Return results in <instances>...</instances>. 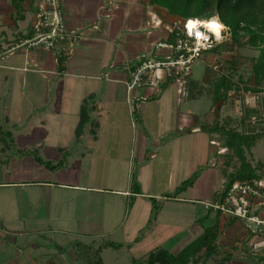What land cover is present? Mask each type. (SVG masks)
Here are the masks:
<instances>
[{"label": "crops", "instance_id": "1", "mask_svg": "<svg viewBox=\"0 0 264 264\" xmlns=\"http://www.w3.org/2000/svg\"><path fill=\"white\" fill-rule=\"evenodd\" d=\"M150 1L64 0L73 45L60 74L54 50L23 44L42 0H0V97L10 94L6 125L0 110V129L5 125L10 135V141L0 135V264H84L80 244L97 246L99 238L124 243L117 250H127L126 264H140L155 248L180 252L215 225L218 254L207 264H264V249H253L243 222L206 207L218 187L199 177L168 197L180 185L173 184L174 167H190L183 163L188 155L213 153L215 139L198 131L196 116L165 114L169 103L160 98L168 85L160 92L137 90L130 104L123 82L128 65L140 54L163 56L156 45L177 20ZM66 74L89 79L91 86L59 81ZM84 105L90 121L77 138ZM34 152L53 163L67 158L62 168L50 170L35 161ZM16 153L35 163L8 160ZM95 167L117 170L120 177L112 172L93 181ZM93 205H100L99 212L93 214ZM95 221L100 231L93 232ZM103 254L104 248L107 264Z\"/></svg>", "mask_w": 264, "mask_h": 264}, {"label": "trees", "instance_id": "2", "mask_svg": "<svg viewBox=\"0 0 264 264\" xmlns=\"http://www.w3.org/2000/svg\"><path fill=\"white\" fill-rule=\"evenodd\" d=\"M151 4L157 5L164 8L168 14L176 17L177 19L187 20L189 18H198L203 20H209L212 16H218L219 20L225 26L223 32V38L220 42H215L213 47L208 49L206 52H218L221 49L227 51L236 50L238 47L249 45L259 50V55L252 58L251 73L247 79H243L240 75L238 81L251 83L254 81V86L246 87V90L253 93L264 92V88L260 85L264 80V0H151ZM181 30L174 28L168 35L167 41L174 43L176 38L179 36ZM33 36V32H32ZM30 36V37H32ZM1 52V51H0ZM218 55V54H217ZM59 58V73L62 74L65 69V62L67 57L58 55ZM226 61L230 64L235 63L232 57L226 56ZM232 71L222 73L217 77L213 86L210 87L209 93L213 94V103L217 106L213 114L215 117L210 124L202 126L203 130L207 132L214 140V136L219 135L224 137L223 145L231 149L241 160L239 168L235 172H230L227 176V181L224 183V190L228 189L231 184L235 181L253 180L260 177L257 172L262 164L253 166L244 156L243 147L246 145L250 148L251 143L261 135L264 134V122L251 121L250 115L258 113L255 105L246 104L245 113L246 115L241 118V125L243 130L237 128V124L234 125L235 118L226 117L223 121L219 119V110L226 103H229L230 92L238 91L240 85L238 81H235L234 77L238 69L234 66L231 67ZM190 79L187 86L188 98H195L204 94L208 89L207 86H203L197 90H193ZM252 93V95H253ZM258 99V96H257ZM259 105V101L257 100ZM264 106V95L262 96ZM261 104V102H260ZM251 118V117H250ZM90 121V109L88 105L82 106V112L80 115L79 122L76 126L77 138L82 137L85 132V127ZM5 134L10 137L9 133ZM3 135H1L2 137ZM3 139V138H2ZM63 151V150H62ZM36 162L44 165L50 170H56L62 168L65 164V159L53 163L50 160H45L37 152L33 153ZM200 176V171H195L190 177L183 180L182 183L174 190L169 193L168 197H175L177 194L187 190L193 186ZM135 186L139 190V185L135 182ZM218 194L216 191L215 197ZM153 213L158 210L155 200ZM236 221V219H232ZM248 230V229H247ZM249 231V230H248ZM143 235V231L136 237L135 241H139ZM218 226H212L206 228L202 235L197 239L188 244L178 253H172L163 248H155L151 250L145 257L143 263L145 264H207L209 259L216 261L215 256L218 254ZM125 244L122 242H116L112 240H106L97 246L94 244H80L81 252L80 256L84 260V264H104L101 252L103 248L112 247L120 249ZM215 264H223L215 262Z\"/></svg>", "mask_w": 264, "mask_h": 264}, {"label": "rangeland", "instance_id": "3", "mask_svg": "<svg viewBox=\"0 0 264 264\" xmlns=\"http://www.w3.org/2000/svg\"><path fill=\"white\" fill-rule=\"evenodd\" d=\"M258 55H259V50L249 45L238 47L236 50L233 51H227L226 49L223 48L219 51V53L218 52L203 53V55L200 58L196 59L192 64L191 81L193 83L191 87L193 90H197L199 88L203 89L202 88L203 86H207L208 89L206 91L204 89V94H202L201 96L195 98L194 97L188 98L185 95H181L179 88L175 83L169 84L168 88L166 89V92L164 93L165 96L162 95V97L160 98V100L165 99L169 103V104H165L164 106L165 114L171 117L175 114V112L177 115L179 114H182L184 116L194 115L198 118L199 121L197 122L198 131H202L203 130L202 126L204 125V123L210 124L213 121L214 117L216 116L215 113L213 114V111L217 106H215L213 103V94L209 93L210 87L213 86L214 80L217 77H219L222 73L226 74L227 72H231L232 66L238 69L234 77L235 81H238L240 75L243 76L244 80L247 79L248 75L251 73L252 58L253 57L256 58ZM149 56L153 57V55H149ZM226 56L232 57L235 63L230 64V62L226 61L225 58ZM215 65H217V68L214 67ZM59 81H64L66 83L82 82L81 85L84 87L86 86V88H88V86L89 87L91 86L90 84L91 80L89 79L86 80L83 77H70V75L67 74L61 77ZM18 83H20V81ZM98 83H100L101 87H104L107 84L103 79ZM238 83L240 85V89L238 91L235 90L230 92L229 98L231 99L228 100L229 103H226L224 106H222L218 112H219L220 121H223L226 117L235 118L234 125L237 124V128L239 130H243L244 128L241 125V118L246 115L245 113L246 105L244 104L243 100L247 94L253 93V92H249V90H246V87L248 88L254 86V81L251 83H246V85H244V83L240 81H238ZM260 87L264 88V80L261 83ZM97 94L100 93L97 92ZM253 95H256V97L258 96L257 100L260 101H259V105L258 102L254 104L256 106L255 108L258 109L257 110L258 113L251 114L250 115L251 118L249 117V119L251 121L264 122V106L262 105L263 104L262 96L264 95V92L253 93ZM9 98H10V94H8L6 99L3 97V95L0 97V110H1V117L3 120L2 122L3 124L6 123L4 121V116H5L4 106L6 101L9 100ZM153 105L154 106L157 105V102H154ZM5 125H3L2 130L0 129V135H3L2 136L3 141H7V140L10 141V139H8V136L4 133L5 131H8L7 130L8 128L6 129ZM214 139L215 141L213 142L214 143L213 153L206 152L205 154L204 152H199L195 156L188 155L187 157H183L184 158L183 163L184 164L188 163L190 167H174L175 176L173 179V184L176 183L181 184L183 180L190 177L195 171H200L199 177L202 183L204 184L206 183V185L208 184L215 185L216 187H218L219 190L223 188L225 181H227L228 174L230 172L232 173L235 172L239 168L241 164V160L231 149H228L223 145L224 137L216 135L214 136ZM84 142L87 143V141ZM243 150L246 160L249 161L253 166H257L259 163L263 165L262 167H260V169L257 172L260 174V176H264V134L261 135L259 138L255 139L253 143H251L250 148L245 145L243 147ZM80 151L82 152L84 151V149L81 148L78 152ZM8 160H11L13 163L24 162V161L29 163H35L32 156L22 157L18 153L13 154L12 157L8 158ZM202 161H204L205 165L200 166ZM78 168L79 167H76V169ZM162 168L160 169L159 167H157V173H159L160 170L162 171L163 170ZM112 172L116 173L115 174L116 177L114 178L119 179L118 177H120L121 172L119 173V171L117 170L113 171L112 169L101 171V167H95L94 169H90L91 176L89 175V178L93 181L98 182L101 180V178H105V179L109 178V176L113 175ZM196 193L200 194L199 192ZM97 199H99V197ZM160 201L157 203L159 208L161 209L162 207L165 206V204L163 203L165 199L162 198ZM92 208H93L92 212H94L93 214H95L99 212L100 205L98 206L93 205ZM153 221H154V216L152 218V222ZM98 223L99 222L97 221L94 222L93 232H97L98 230L99 231L101 230L100 225L96 226V224ZM95 227L97 228L95 229ZM257 239L259 240L257 241L258 242L257 244L263 243L260 237ZM105 240L107 239H104V241ZM104 241L103 239L99 238L97 244H100ZM88 244L93 245V243L89 241ZM126 251L127 250L125 249L117 250L112 247H107L104 248L103 255L107 264H126L129 262L125 254ZM142 262L143 261H141L140 264H145Z\"/></svg>", "mask_w": 264, "mask_h": 264}, {"label": "built area", "instance_id": "4", "mask_svg": "<svg viewBox=\"0 0 264 264\" xmlns=\"http://www.w3.org/2000/svg\"><path fill=\"white\" fill-rule=\"evenodd\" d=\"M42 2L43 5L32 27L33 36L24 40L23 44L52 49L56 54L67 57L72 49L73 40L64 19L62 8L64 0ZM187 20L177 19L169 26L170 32L174 28L181 30L174 43L167 40L157 43L156 48L165 51L163 56L150 57L140 54L128 65V76L123 82L132 106L136 100L135 92L144 88L160 92L165 86L175 83L181 95H186L193 62L212 48L215 42L221 41H216L214 35L203 28L205 23L203 19H198L201 24L197 30L201 32L202 37L208 35L209 40L201 38L197 41L195 32L191 35L188 32ZM224 30L225 27L221 31L222 38ZM214 67L217 68V65ZM256 99V95L247 94L243 102L245 105H254ZM135 111L136 109L132 108L133 115ZM206 207L243 222L253 236L251 245L253 249H264V176L253 180L235 181L228 189L218 190L216 197L208 202ZM259 237L263 243L257 244Z\"/></svg>", "mask_w": 264, "mask_h": 264}, {"label": "clouds", "instance_id": "5", "mask_svg": "<svg viewBox=\"0 0 264 264\" xmlns=\"http://www.w3.org/2000/svg\"><path fill=\"white\" fill-rule=\"evenodd\" d=\"M201 22L196 18H189L187 20V29L189 34L191 35L192 32H195V38L199 41L201 38L203 40L208 41L209 36L203 35L200 31H198V27L200 26ZM223 23L219 20L218 16H212L209 20L203 23V28H205L208 32L212 33L215 37L216 41L222 40L221 31L224 29Z\"/></svg>", "mask_w": 264, "mask_h": 264}, {"label": "bare ground", "instance_id": "6", "mask_svg": "<svg viewBox=\"0 0 264 264\" xmlns=\"http://www.w3.org/2000/svg\"><path fill=\"white\" fill-rule=\"evenodd\" d=\"M208 20H205V22H207Z\"/></svg>", "mask_w": 264, "mask_h": 264}]
</instances>
